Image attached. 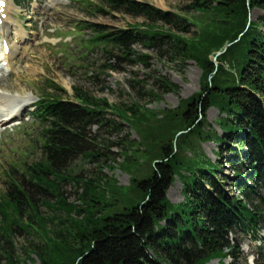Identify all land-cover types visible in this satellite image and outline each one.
Returning <instances> with one entry per match:
<instances>
[{
	"label": "trees",
	"instance_id": "1",
	"mask_svg": "<svg viewBox=\"0 0 264 264\" xmlns=\"http://www.w3.org/2000/svg\"><path fill=\"white\" fill-rule=\"evenodd\" d=\"M103 2L96 11H118L149 21L124 29L87 23L110 59L147 65L148 55L134 49L142 45L173 61L194 60L203 71L202 89L177 108L165 110L163 121L138 103L113 107L79 87H74L73 100L43 96L32 112L42 126L41 157L28 163L21 176L10 175L0 199V253L7 264H29L32 253L40 264L236 260L237 244L230 241V234L259 232L264 219V0H191L189 9L205 17L192 19L142 0ZM255 8L263 14L252 20ZM196 19L201 23L198 32L191 28ZM159 22L168 28L158 26ZM154 78L158 90L178 91V85L166 77ZM155 89L150 95L159 98ZM210 107L222 114L221 134L207 125ZM109 109L140 135L124 152L130 158L127 164L133 160L126 168L135 172L126 189L113 177L94 181L66 174L81 154L103 156L100 143L106 139L94 136L92 127L119 132L121 121L109 117ZM209 140L219 144L217 155L232 168L233 193L218 175L220 162L202 150L201 144ZM139 145L149 161L135 166L142 155ZM70 177L82 187L80 199L86 207L80 210L67 201L57 181ZM176 179L183 184L184 200L179 203L167 196ZM41 205L57 209L44 214ZM64 208L84 215L69 218L71 223L56 222ZM22 231L32 236L28 246L23 245L25 256L14 240Z\"/></svg>",
	"mask_w": 264,
	"mask_h": 264
},
{
	"label": "rangeland",
	"instance_id": "2",
	"mask_svg": "<svg viewBox=\"0 0 264 264\" xmlns=\"http://www.w3.org/2000/svg\"><path fill=\"white\" fill-rule=\"evenodd\" d=\"M6 1L12 12L8 42L10 45L14 44L17 41V29L22 28L25 30V41L20 44L23 51L14 58L16 70L8 72L7 69L0 74V95H6L8 101L22 97V99L25 98L22 101L31 102L26 108V114L10 124L0 125V199L5 196L6 182L10 175L21 176L28 163L35 162L41 157L42 126L32 110L43 96L55 95L73 100L74 87H79L91 96L106 99L113 107L124 108L138 103L142 109L147 108L157 112L159 119L163 121L166 117L165 110L177 108L183 99L192 97L202 89L203 71L196 61H173L160 55L156 50L137 45L134 48L136 51L148 55L147 65L140 61L132 64L117 62L116 59H110V54L105 51L104 45L96 40L93 28L88 25L89 23L102 24L110 28L123 29L130 25L139 27L149 23L144 17H135L118 11H112L111 14L96 11V6H104L103 0H56V2L30 0L31 4L27 3L21 7L15 6V1L19 0ZM142 1H147L163 10L177 12L189 19L205 18L202 13L189 9L191 0ZM262 14V10L255 8L251 13V19L256 20ZM158 26L168 28L161 22ZM200 26L201 23L197 20V25L191 28L198 32ZM3 36L0 31V44ZM2 47L1 44V51ZM156 76L166 77L169 81L176 83L178 91L164 93L158 90V83L157 86L154 84ZM154 86L156 87L154 93L156 92L159 98L156 95H150ZM3 89L6 91L3 92ZM138 91H140L139 94ZM8 101L5 100L9 103ZM221 115L216 107H210L206 112L207 125L220 134L222 130L218 124V118ZM108 116L121 121L119 132L113 130L111 132V128L105 130L97 126L92 127L94 136L106 139L104 144L100 143L102 147L99 151L103 156L90 158L81 154L72 161L66 174L81 179L91 178L94 181L101 176L113 177L118 186L126 189L131 185L135 172L126 168L132 165L133 160L131 164H127L130 158L127 159L124 152L126 149L129 150L131 140H140V135L112 109H109ZM201 145L208 157L220 162L222 172L218 175L227 182L229 192H235L236 190L229 185L232 182L230 180L232 168L230 164L225 163V158L221 159L217 155V152H220L219 144L209 140ZM136 146L132 145L133 148ZM139 146V153L142 155L136 159L135 166H141L142 163L149 161V157L143 154V146ZM57 181L69 203L76 204V209L79 210L86 207L80 199L81 185L77 186L71 177L66 180L57 178ZM167 196L174 203L184 200L183 184L180 179L174 181ZM40 208L42 213L49 215L57 209V207L50 208L45 205H41ZM76 209L59 210L55 221L71 223L69 218H82L83 211ZM258 231L256 233L233 231L230 234V241L237 244L236 251L239 257L236 260L228 257L224 260L225 264L232 262L264 264V219ZM31 238L32 236L23 231L16 234L14 240L22 256H25V253L22 254L23 245L28 246V239ZM30 256L29 264H40L39 258L34 253ZM218 263V259L209 262V264ZM0 264H7L3 253H0Z\"/></svg>",
	"mask_w": 264,
	"mask_h": 264
},
{
	"label": "bare ground",
	"instance_id": "3",
	"mask_svg": "<svg viewBox=\"0 0 264 264\" xmlns=\"http://www.w3.org/2000/svg\"><path fill=\"white\" fill-rule=\"evenodd\" d=\"M49 1L56 2V0H49ZM0 2H1L0 31H2L4 35L2 43H1L3 45L2 51H1V44H0V65L2 62H6L5 63L6 69H9V71L12 72L16 70L14 68L15 66L14 58L17 57V54H20L19 52L23 51L20 44H22L25 41V37H24L25 30L23 28L20 30L17 29V41L14 44L9 45L10 46L9 52L5 53L3 50L5 46L8 45V32H9V28L12 26L11 24L12 12L10 10L11 7L9 6V3L6 0H0ZM3 70H5V67L0 69V74L2 73ZM2 91L5 92L6 90L3 89ZM4 97H6V95L4 94L0 95V125L10 124L14 122V120L26 114V108L28 104L31 102L29 100L22 101L25 99V98L22 99V97H20L19 99H13L9 101L7 100L8 97H6V99ZM5 100L8 101L12 106L9 103L5 102Z\"/></svg>",
	"mask_w": 264,
	"mask_h": 264
}]
</instances>
